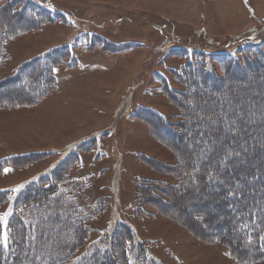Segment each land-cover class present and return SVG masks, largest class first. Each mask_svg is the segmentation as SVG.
<instances>
[{
  "label": "trees",
  "instance_id": "obj_1",
  "mask_svg": "<svg viewBox=\"0 0 264 264\" xmlns=\"http://www.w3.org/2000/svg\"><path fill=\"white\" fill-rule=\"evenodd\" d=\"M5 12L10 14L8 18L21 16L25 25L12 29L0 26V86H6L0 98V111L37 107L58 89L56 69L72 71L81 66L75 57L77 49L67 41L52 45L19 66L15 73L3 76L1 71L12 61L6 45L30 33L40 34L57 22L64 26L72 23L44 0H0V14ZM258 29L264 30V24L261 28H248L244 35L232 36L222 45L213 42L211 50L178 46L166 51L170 44L167 39L159 46L150 43L149 60L158 58L162 51L165 55L174 52L184 60L180 69L173 72L180 88L175 89L165 75L161 77L162 92L176 113L166 115L143 105L135 107L138 111L131 112L130 117L150 127L152 138L173 154L174 163L164 164L146 156V165L162 178L136 177L132 217L117 216L102 227L98 221L108 212L110 200L98 194L97 176L78 172L83 167V157L94 151L97 138L92 135L71 143L62 157L44 171L0 188V264H170L157 252L161 239H143L135 224L155 217V213L185 228L205 245L224 247L227 257L237 264L263 263L264 115L254 112L249 121L245 116H236L243 110H232L244 104L240 102L241 91L252 93L254 88L247 87L249 84L264 90L258 82L262 77L264 81V48L258 43L264 42V33ZM96 42L86 44L83 53L100 50L106 56H115L131 47L147 46L105 39ZM245 47L251 53L243 56L239 50ZM211 57L220 60L221 74ZM23 78L29 81L22 86ZM42 78L43 83L37 85ZM12 95L16 99L9 100ZM250 95L248 105L261 99ZM214 101L221 110L209 117H199L196 124H188L186 119L192 108L204 105L202 102L209 103L204 107L210 106ZM223 102L227 109L222 107ZM212 124L214 129H197ZM158 133L168 139H157ZM219 138L222 143L213 144ZM55 153L32 152L0 158V178L43 163ZM192 154L194 163L189 160ZM222 160L226 163L221 164ZM186 203L189 209H184ZM5 213H9L6 218ZM66 231L70 233L65 239H53L57 233L63 237ZM246 247L254 254H246Z\"/></svg>",
  "mask_w": 264,
  "mask_h": 264
},
{
  "label": "rangeland",
  "instance_id": "obj_2",
  "mask_svg": "<svg viewBox=\"0 0 264 264\" xmlns=\"http://www.w3.org/2000/svg\"><path fill=\"white\" fill-rule=\"evenodd\" d=\"M44 1L62 12L72 25L64 26L57 22L40 34L30 33L9 42L6 47L12 61L1 74L7 76L15 73L19 66L48 47L66 41L75 45V57L81 66L72 71L56 69L58 91L51 93L41 105L0 111V158L32 152H56L43 163L1 177L0 188L34 177L62 157L68 145L94 135L97 145L91 154L83 157V167L78 172L80 175L97 176L98 194L108 196L110 200L108 212L98 223L104 227L117 216L129 219L134 214L136 177L162 178L146 165V156L164 164L174 163L173 154L152 138L150 127L130 117L131 112L138 111L133 108L143 105L152 106L166 115L176 113L162 92L161 77L165 75L175 89L180 88L173 72L180 69L184 60L177 58L174 52L165 55V51L158 58L154 56V59L149 60V44L159 46L167 39L170 44L166 51L178 46L211 50L214 43L222 45L232 36L244 35L248 28L263 27L264 0ZM9 15L8 12L0 14L2 28L25 25L21 16L8 18ZM256 31L264 33L263 29ZM102 39L125 45L146 43L147 46L131 47L115 56H106L100 50L83 53L86 44L91 45L92 41L98 44L96 41ZM258 43L264 48V42ZM239 51H242L243 56L251 53L248 47ZM210 61L221 74L220 60L211 57ZM25 72L21 73L23 77ZM27 80L23 78L20 84L25 85ZM43 81L44 78L37 85ZM258 82L264 85L263 77ZM251 85L254 88L252 93L241 91L240 102L244 103L243 106L232 108L243 110L242 114L236 116H245L249 121L253 120L250 115L254 116V112L259 116L264 115V90L257 84L247 87ZM5 87L0 86V98L4 95ZM250 94L261 98L253 106L248 105ZM14 96L9 100L16 99ZM204 105L198 104L192 108L191 115L187 114L188 124H196L199 117H209L221 110L215 101L210 103L212 107ZM222 107L227 109L226 102H223ZM211 128L214 129L215 124L197 127L199 131ZM155 137L168 139L162 133L155 134ZM218 140L213 141V144L222 143V139ZM140 154L144 157L141 158ZM190 158V162L194 163L195 155L192 154ZM184 160L182 158V163ZM189 207L186 203L184 209ZM5 209L7 207L2 211ZM155 215L135 224L143 239H161V247L157 252L170 264H237L227 257L224 247L205 245L185 228ZM69 233L66 231L63 237L57 233L53 239H65ZM45 238L47 241L48 237ZM245 253L252 255L254 251L246 247Z\"/></svg>",
  "mask_w": 264,
  "mask_h": 264
},
{
  "label": "snow or ice",
  "instance_id": "obj_3",
  "mask_svg": "<svg viewBox=\"0 0 264 264\" xmlns=\"http://www.w3.org/2000/svg\"><path fill=\"white\" fill-rule=\"evenodd\" d=\"M229 155H231V153H229ZM236 155H239V153H236ZM220 163L221 164H225L226 161L222 160ZM14 191H18V189H14ZM235 194H236L235 192H229V195H235ZM7 215H9V213H5V217L4 218H6ZM4 239H5V241L7 240V236L6 235H5Z\"/></svg>",
  "mask_w": 264,
  "mask_h": 264
},
{
  "label": "crops",
  "instance_id": "obj_4",
  "mask_svg": "<svg viewBox=\"0 0 264 264\" xmlns=\"http://www.w3.org/2000/svg\"><path fill=\"white\" fill-rule=\"evenodd\" d=\"M58 91V90H57Z\"/></svg>",
  "mask_w": 264,
  "mask_h": 264
}]
</instances>
